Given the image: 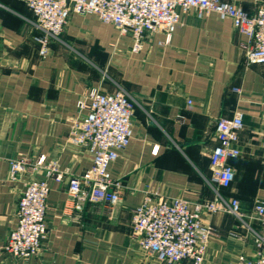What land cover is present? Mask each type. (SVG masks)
<instances>
[{"label": "crops", "instance_id": "0c3cea01", "mask_svg": "<svg viewBox=\"0 0 264 264\" xmlns=\"http://www.w3.org/2000/svg\"><path fill=\"white\" fill-rule=\"evenodd\" d=\"M224 1L254 14L264 0ZM34 34L27 5L0 0V264H24L1 250L17 225L24 190L9 180L10 161L46 156L72 175L90 169L91 154L67 144V135L80 115L78 103L93 89L123 90L136 104L131 143L111 168L113 179L124 183L123 202L115 208L88 203L78 211L69 202V179L52 181L48 238L40 257L26 264H159L133 236L132 212L146 190L190 205L220 194L238 199L248 217L264 202V65L246 64L248 38L231 21L188 14L169 46L162 47L165 36L157 34L140 54L93 15H74L45 59ZM238 111L244 113L242 155L230 160L236 180L222 189L212 181L216 124ZM206 218L217 230L208 264L253 257L250 231L264 234L263 225L229 214Z\"/></svg>", "mask_w": 264, "mask_h": 264}, {"label": "built area", "instance_id": "2783aa9c", "mask_svg": "<svg viewBox=\"0 0 264 264\" xmlns=\"http://www.w3.org/2000/svg\"><path fill=\"white\" fill-rule=\"evenodd\" d=\"M22 1L35 16L37 34L32 40L42 59L74 15H93L113 25L119 31V42L129 38L131 52L140 54L148 39L157 34L165 36L160 45L169 46L183 17L194 13L198 19L216 14L221 21H231L235 30L248 38L244 47L246 64L264 65V1L254 14L224 0ZM234 92L241 94L239 89ZM78 108L80 115L70 122L67 144L91 154L93 165L85 173L72 175L61 169L59 161L46 156H22L10 161L9 180L23 183L24 190L18 203L17 225L1 250L24 264L40 257L48 238L52 181L69 179V202L78 211L88 203L115 208L123 202L124 183L113 179L111 168L131 143L136 104L123 90L105 94L93 89L78 103ZM243 129L241 111L216 124L217 146L210 156L212 181L222 189L231 188L236 180L230 160L242 155L239 140ZM159 198V193L146 190L142 203L132 212L133 236L159 264H208L206 253L217 230L206 217L229 214L242 222L251 219L264 226L263 201L255 204L248 217L238 199H226L220 194L212 202L195 205L179 198ZM250 233L255 243L253 257L242 254L230 264H264V234L252 230Z\"/></svg>", "mask_w": 264, "mask_h": 264}, {"label": "rangeland", "instance_id": "374dc122", "mask_svg": "<svg viewBox=\"0 0 264 264\" xmlns=\"http://www.w3.org/2000/svg\"><path fill=\"white\" fill-rule=\"evenodd\" d=\"M255 223H258V222H255ZM258 224H260V223H258ZM261 225V224H260Z\"/></svg>", "mask_w": 264, "mask_h": 264}]
</instances>
